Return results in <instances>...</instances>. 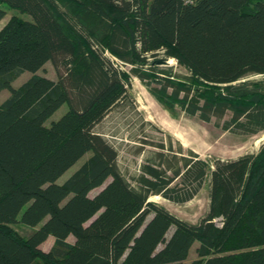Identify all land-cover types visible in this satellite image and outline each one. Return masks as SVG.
I'll return each mask as SVG.
<instances>
[{
  "label": "trees",
  "instance_id": "1",
  "mask_svg": "<svg viewBox=\"0 0 264 264\" xmlns=\"http://www.w3.org/2000/svg\"><path fill=\"white\" fill-rule=\"evenodd\" d=\"M2 2L30 18L11 14L0 27V264H183L195 241L187 264H264V141L212 162L155 151L132 185L93 131L131 74L173 114L242 136L264 130V0H0V18ZM159 50L188 74L157 67ZM48 60L55 79L36 72ZM253 74L262 77L240 80ZM204 181L196 222L149 199L184 201Z\"/></svg>",
  "mask_w": 264,
  "mask_h": 264
},
{
  "label": "rangeland",
  "instance_id": "2",
  "mask_svg": "<svg viewBox=\"0 0 264 264\" xmlns=\"http://www.w3.org/2000/svg\"><path fill=\"white\" fill-rule=\"evenodd\" d=\"M1 6L5 9V14L0 18V27L11 14L30 18L29 14L15 7H9L4 2ZM105 55L115 65L122 69H129V64L122 62L109 52H105ZM165 57L163 51L159 50L155 55L156 60L159 59V62L156 61L157 67L170 69L179 75L188 74V70L180 65L174 57ZM36 72L54 79L57 76L51 60L46 61ZM31 74V71L24 70L14 77L11 84L17 87ZM259 77L262 76L253 74L240 80ZM144 83L139 77L131 74L126 94L113 104L93 126V131L105 137L116 149L118 168L132 185L136 183L134 176L142 173V165L153 156L155 151L161 150L167 154L172 148L180 155H189V152L193 151L198 158L212 162L215 158H234L243 153L255 152L260 143L264 141V130L256 134L242 136L224 130L214 120L205 121L197 116H188L182 111L173 114L151 95ZM149 85H153V82ZM8 95L7 88L0 89V101ZM67 109V103H63L51 114L49 119L58 118ZM88 155L89 152L83 154L58 177L57 181L62 182ZM167 173L172 174L170 170H167ZM170 185H175L180 192L187 187L183 184L181 177L174 178ZM98 189L99 187L93 188L90 194ZM149 199L163 204L168 210L183 219L196 222L207 211L208 188L204 181L197 191L184 201H174L153 193L149 195ZM219 222V218H216V223ZM67 239L72 241L74 238L69 235ZM52 240L53 237L50 236L40 246L47 250L52 245ZM197 243L195 241L191 245L183 264H187L196 256Z\"/></svg>",
  "mask_w": 264,
  "mask_h": 264
},
{
  "label": "built area",
  "instance_id": "3",
  "mask_svg": "<svg viewBox=\"0 0 264 264\" xmlns=\"http://www.w3.org/2000/svg\"><path fill=\"white\" fill-rule=\"evenodd\" d=\"M184 1L187 2V3H192L195 0H184Z\"/></svg>",
  "mask_w": 264,
  "mask_h": 264
},
{
  "label": "crops",
  "instance_id": "4",
  "mask_svg": "<svg viewBox=\"0 0 264 264\" xmlns=\"http://www.w3.org/2000/svg\"><path fill=\"white\" fill-rule=\"evenodd\" d=\"M50 236H51V235H49L48 237H50ZM48 237H47V238H48ZM52 237H53V236H52ZM52 242H53V240H52Z\"/></svg>",
  "mask_w": 264,
  "mask_h": 264
},
{
  "label": "water",
  "instance_id": "5",
  "mask_svg": "<svg viewBox=\"0 0 264 264\" xmlns=\"http://www.w3.org/2000/svg\"><path fill=\"white\" fill-rule=\"evenodd\" d=\"M156 61L159 62V59H157Z\"/></svg>",
  "mask_w": 264,
  "mask_h": 264
},
{
  "label": "bare ground",
  "instance_id": "6",
  "mask_svg": "<svg viewBox=\"0 0 264 264\" xmlns=\"http://www.w3.org/2000/svg\"><path fill=\"white\" fill-rule=\"evenodd\" d=\"M154 196V195H153Z\"/></svg>",
  "mask_w": 264,
  "mask_h": 264
}]
</instances>
